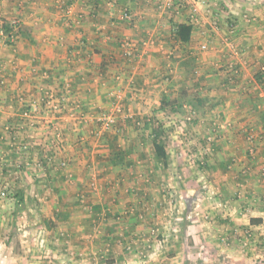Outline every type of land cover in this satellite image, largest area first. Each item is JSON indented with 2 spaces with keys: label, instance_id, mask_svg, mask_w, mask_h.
Here are the masks:
<instances>
[{
  "label": "crops",
  "instance_id": "obj_1",
  "mask_svg": "<svg viewBox=\"0 0 264 264\" xmlns=\"http://www.w3.org/2000/svg\"><path fill=\"white\" fill-rule=\"evenodd\" d=\"M92 1L93 10L88 0H0V21L30 29L12 46L0 32V261L12 255L10 264H24L21 237L34 236L29 223L39 217L58 220L53 229L43 227L61 239L59 251H50L52 264H84V258L191 264V252L211 241V231L202 229L210 225L203 210L227 220L221 228L236 235L256 229L262 215L256 200L264 196V88L254 75L264 64V0H202L187 44L171 34L172 24L188 22L186 11L167 9L160 0ZM123 8L131 22L120 20ZM128 41L134 50L126 49ZM235 64L241 80L227 85L228 66ZM50 90L67 99L57 147L41 111L35 126L22 118ZM166 99L197 114L190 132L212 142L207 158L215 161L208 185L230 206L228 213L225 206L194 201L205 213L200 222L196 214L187 216L179 228L185 230L170 235L164 226L174 231L175 224L164 217L174 209L164 189L172 187L177 198L187 193L175 200L177 210L181 203L193 210L194 189L177 188L168 176L174 169L153 155L148 127L164 124L159 106ZM115 107L121 113L114 125L100 131L97 119ZM249 140L256 143L253 154ZM151 227H159L157 235H150ZM215 229L214 236L223 232ZM32 247L31 258L39 252ZM139 254L147 258L140 262Z\"/></svg>",
  "mask_w": 264,
  "mask_h": 264
},
{
  "label": "rangeland",
  "instance_id": "obj_2",
  "mask_svg": "<svg viewBox=\"0 0 264 264\" xmlns=\"http://www.w3.org/2000/svg\"><path fill=\"white\" fill-rule=\"evenodd\" d=\"M215 23L217 24L218 22L216 21ZM215 26L216 25H214V27ZM237 64H235L236 66L235 65L232 66L233 71H236V73H234L235 75L231 77V80H227L225 82L227 85H236L238 81L241 80V76L243 72H241L240 70L241 66H238ZM259 66H261V64ZM259 66H257V69L259 68ZM228 69H229V66H228ZM183 113L187 114L188 113L187 109L185 110L183 109ZM169 114L164 115L165 122L164 124H162L165 126V129H164L165 130V135H164L165 146H166L168 155L170 157L168 168L171 170L174 169L172 173L170 172L168 175L170 178L169 180L170 182L178 183L177 188L179 187V185L181 187H183L182 185H185V186L192 187L194 191L189 194L190 195L189 197L192 198L191 201L193 200L192 205L189 204V206L190 208L193 206V210H186L185 208L186 206L183 205V203H181L182 204L181 209L177 210L176 209L177 207L176 208L173 207L175 200L178 199L179 201L180 200L182 201L184 199V196L187 195V193H185L184 191L183 194H181L176 190L177 188L176 189L174 188L179 193V196H180L179 198H177L178 194L176 192H173L172 187L168 186L167 188L164 189L165 194H166V200H168L167 201L168 207L170 206V208L174 209V211L173 210L171 211L170 216L167 215L164 218L168 217L171 223L174 222L175 228L173 229L174 231H172V228L171 226H169L170 225L169 224L168 226L165 225L163 230L166 233H169V235L180 233L185 230L184 227H182L183 230H180L179 228L181 224L183 225L185 223L184 221H187V218H188L187 216H190V215L194 216L196 214L195 222L196 224H198L200 222L199 220L200 216H202V214L204 215L205 214L204 212L207 211L209 215H205L206 218H203V220L205 221V223L209 222L210 225H207V226L203 225L202 229L205 228V231L209 233L211 231V235H208L211 238V239L208 238V240H211L209 241L210 245L206 246L209 248L202 249V250H199L197 248L195 252L192 251L193 253L191 252V255H189L191 259V264L193 262H195V264L196 263L197 264H264V224H262L264 222V205H263L264 196L261 198L259 197L258 198L259 201L256 200L260 204L257 208L256 207L255 208L256 209L260 208V210H262V215L260 216V218H258L257 220L255 219V221H258L256 229L244 228L243 233L241 232L242 235L240 234V232L239 234L237 233L236 235V233L234 232V229L232 233L224 229L225 227H227L226 225L227 220L219 218L218 215L213 216L215 215L214 212L212 211L208 212V210H203L204 212H199L200 210H202V208L200 206L195 207V205H193L194 201H196V203H198L199 201L200 203V202H205L204 200H206V202L212 203L213 207L216 209L217 208L223 209L225 206L228 209V211L226 212L229 213L230 211V206H228L229 204H227L226 202H223L225 201V199H223L220 196L219 194L220 192H217L214 189L215 186H212L210 188L209 187L210 184L208 185V182L210 181L209 180L210 176H208L206 173H207V170H209V166L213 165L212 163H215L213 158L212 159L207 158V154L210 153L209 152L211 148L210 145L212 142L206 141L203 138H200L199 140L195 139L197 137L196 132L194 131L190 132V130H193L192 129L193 127H189V125L184 121L186 116H184L185 117L184 118L182 117L183 115L176 117L175 114L173 115H169ZM194 115L197 116V114H194ZM249 143H251V148H256V143L254 144L253 140L252 141L249 140ZM263 171L262 173H264ZM212 180H214L213 177H212ZM143 183L149 184L148 182H145V181ZM169 193L174 196H171V197L168 196ZM244 206L245 205H243V208ZM247 206L248 205H246L245 207L246 210L250 208ZM20 208L22 209V206ZM20 213H22V211H20ZM176 214L182 218H178L176 221V219L174 218ZM198 214L199 216H197ZM217 219H221L222 223ZM57 221L58 220H56V218L54 219V221L53 220L43 221L42 219H39L38 217L36 218V220L34 219L29 223L30 224L29 227L30 229L33 230L34 236H30L28 234V237H30L28 238L27 236H24L26 234L23 233V236L21 237L22 239L21 244L25 246L24 248H22L23 254L20 253L24 257V261H23L24 264H31V263L46 264L44 262H47V261H48V264H52V262L56 261L54 258L51 257L52 254L50 253V251L51 252L56 251V250L59 251V248H56V247H59L60 245L59 243L61 239L51 237V235L50 237L47 236L48 234L47 235L46 233L44 234L43 227H45V230L46 228L53 229L56 227V225L58 226ZM179 221L181 223H179ZM177 224L179 225V227ZM22 225H24L23 231H25L28 225L27 223L24 224V222L22 223ZM222 225H224L223 229L221 228ZM213 227L217 229L220 228V230L222 229L223 232L222 233L220 232L219 236L217 235L214 236L215 235L214 232L216 231V229L213 230ZM194 229L197 230L198 228L196 227ZM157 231H159V227L157 229L156 228L149 229V233H151L150 235L152 236L157 235ZM198 231L200 230L198 229ZM201 243H204L202 239H201ZM27 246L30 248L33 246L32 248L37 249V251L39 252L37 254L34 253L31 258L30 252H27ZM56 255H59V254L57 253ZM5 256L6 255H4V262L6 263H3V261H0V264H10L9 260L13 258V256L10 255L9 256L10 258L5 257ZM138 256L139 257H137V259L139 258L140 262L144 261L145 258H147V256L144 258V256L141 254H139ZM84 259H85L84 264H95L94 259H90V258L88 259L84 258ZM183 259L186 260L185 258ZM178 261L181 262V259L178 258ZM185 262L186 261H184L183 264H185Z\"/></svg>",
  "mask_w": 264,
  "mask_h": 264
},
{
  "label": "built area",
  "instance_id": "obj_3",
  "mask_svg": "<svg viewBox=\"0 0 264 264\" xmlns=\"http://www.w3.org/2000/svg\"><path fill=\"white\" fill-rule=\"evenodd\" d=\"M162 5L165 6L167 9H172L174 7L176 11H186L188 14V22L190 25H194L198 21V15L202 11L204 2L202 0H160ZM119 18L121 21L125 22H131L132 15L129 13L127 8H123L120 11ZM124 46L126 49L134 50L135 45L131 43L130 41L125 42ZM202 50L206 49L205 45H202L200 47ZM235 54L237 55L236 51ZM259 70L264 69V67L261 65L258 68ZM228 71V80H231V77L234 76L236 71H233L232 66L227 69ZM66 97L62 93L54 92L52 90L47 91L42 98V101L40 105L32 104L27 111H25L22 115V118L26 121V123L29 124V126H35V115H37L40 111L43 115L44 121L46 122V126L52 131V136L55 138L54 147H57V143L59 144L60 140V134H59V128H58V118L65 112L66 108ZM121 111L119 107H115L113 111L109 113H103L99 116L97 119L98 124L100 125V131L108 130L110 127H112L116 121V119L119 117ZM35 117V118H34ZM250 153H254V148H250ZM39 165V162H37ZM62 166H65L66 163H62ZM2 196L4 194L2 193ZM264 224V222L262 223Z\"/></svg>",
  "mask_w": 264,
  "mask_h": 264
},
{
  "label": "trees",
  "instance_id": "obj_4",
  "mask_svg": "<svg viewBox=\"0 0 264 264\" xmlns=\"http://www.w3.org/2000/svg\"><path fill=\"white\" fill-rule=\"evenodd\" d=\"M89 3L93 4L91 9L93 10L96 6V2L92 0H88ZM93 13L91 12V15ZM125 22V21H122ZM192 25L189 23H175L171 25V34L175 41H179L180 43L187 44L190 40L191 33H192ZM0 32L1 36L5 38V44L8 46H12L16 43L19 37L22 36H28L30 33V29L23 25L20 22L17 21H6V20H1L0 21ZM264 67V64H261ZM255 81L262 87L264 88V69L259 70L257 69V72L254 75ZM192 107L196 108L197 104L191 105ZM183 108L182 104L181 105H174L173 102L166 100H161L160 106H159V111L163 112L164 114H169L173 115L175 114L176 116L178 115H183L182 117L186 116L184 121L189 125L195 123L196 120V115L195 112H190V113H183ZM188 112V111H187ZM179 117V116H178ZM150 128L151 133H150V140H151V146L153 150V155L154 157L161 163V165L164 168L169 167V155L166 150L165 146V126L162 125L159 122H156L155 124H152L148 129ZM250 149H248L249 151ZM118 161H120V153H117L116 155ZM118 161L113 162V165L117 164ZM22 198H19V204ZM18 207V205H17Z\"/></svg>",
  "mask_w": 264,
  "mask_h": 264
}]
</instances>
